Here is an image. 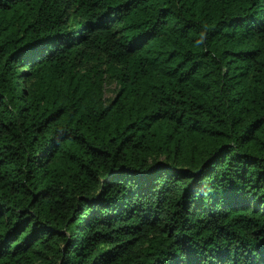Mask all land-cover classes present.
<instances>
[{
  "label": "trees",
  "instance_id": "1",
  "mask_svg": "<svg viewBox=\"0 0 264 264\" xmlns=\"http://www.w3.org/2000/svg\"><path fill=\"white\" fill-rule=\"evenodd\" d=\"M0 264H264V0H0Z\"/></svg>",
  "mask_w": 264,
  "mask_h": 264
},
{
  "label": "rangeland",
  "instance_id": "2",
  "mask_svg": "<svg viewBox=\"0 0 264 264\" xmlns=\"http://www.w3.org/2000/svg\"><path fill=\"white\" fill-rule=\"evenodd\" d=\"M117 85L115 83H109L107 82L104 85V99L108 101H113L116 98L117 95Z\"/></svg>",
  "mask_w": 264,
  "mask_h": 264
}]
</instances>
